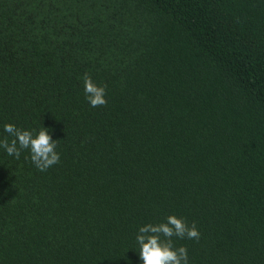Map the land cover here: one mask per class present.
I'll return each instance as SVG.
<instances>
[{"label": "trees", "instance_id": "1", "mask_svg": "<svg viewBox=\"0 0 264 264\" xmlns=\"http://www.w3.org/2000/svg\"><path fill=\"white\" fill-rule=\"evenodd\" d=\"M6 123L61 160L0 148V264H143L169 215L189 264H264V0H0Z\"/></svg>", "mask_w": 264, "mask_h": 264}, {"label": "clouds", "instance_id": "2", "mask_svg": "<svg viewBox=\"0 0 264 264\" xmlns=\"http://www.w3.org/2000/svg\"><path fill=\"white\" fill-rule=\"evenodd\" d=\"M83 81L85 98L90 106H106V86L97 85L87 73L84 74ZM3 130L8 135L0 140V148H3L8 156L19 160L21 153L27 150L31 162L40 172H46L60 163L61 156L56 151L57 141L52 139L48 128L28 130L6 123ZM9 136L12 137L10 143ZM200 235L195 223L189 226L183 218L176 215L167 216L166 220L159 224H145L139 227L136 236L140 259L143 264H189L187 247L176 248L172 238L199 241Z\"/></svg>", "mask_w": 264, "mask_h": 264}]
</instances>
